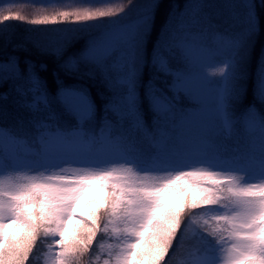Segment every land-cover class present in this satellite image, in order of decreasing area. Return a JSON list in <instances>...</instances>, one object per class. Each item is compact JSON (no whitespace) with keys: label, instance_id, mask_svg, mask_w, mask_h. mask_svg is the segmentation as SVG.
Listing matches in <instances>:
<instances>
[{"label":"snow or ice","instance_id":"1","mask_svg":"<svg viewBox=\"0 0 264 264\" xmlns=\"http://www.w3.org/2000/svg\"><path fill=\"white\" fill-rule=\"evenodd\" d=\"M32 3L31 17L0 5V29L63 25L42 48L60 61L57 91L47 64L0 61V99L24 113L7 125L0 105V264H30L38 242L37 264H264V57L236 109L254 0L173 4L150 68L160 0Z\"/></svg>","mask_w":264,"mask_h":264},{"label":"trees","instance_id":"2","mask_svg":"<svg viewBox=\"0 0 264 264\" xmlns=\"http://www.w3.org/2000/svg\"><path fill=\"white\" fill-rule=\"evenodd\" d=\"M162 7L160 8L155 23V31L151 34V37L146 45L147 56L149 60V68H150V60H151V51L152 46L156 42L157 35L159 30L164 23L167 13L170 10L173 4H178L181 6L186 3V0H160ZM257 5L256 11L261 21V28L253 38L251 46L247 53V58L244 64V67L247 71V76L245 79L240 80L238 83L246 89V91L242 94L240 100L236 104L237 114L243 112L247 109V107L253 103V84L255 79V72L258 65V62L264 57V7L261 6V0H254ZM9 4V3H7ZM2 4V5H7ZM14 7L13 10H20L22 14L31 17L38 10V5L33 4L29 0H16L12 3ZM52 9L49 8V11ZM219 21H215L218 23ZM227 26V24L223 25ZM63 25H29L26 22L22 21H8L5 22L2 29H0V61L6 60L10 56H17L20 58L21 64L28 60L39 65L40 63H45L49 67V71L47 73H42V75L49 82V91L54 95L57 91V83L55 77L52 75L53 70L57 69L58 61L55 54L49 51H43V47H48L49 49L54 48L58 43L59 37L61 33L54 31V29L61 28ZM234 31H240V25H233ZM40 45V47L37 46ZM17 45H23L24 47H16ZM148 69H146V72ZM60 79L64 82L65 86L73 85L81 83V81L76 80L74 77L65 76L63 72H60ZM87 84L92 83L90 81L84 82ZM99 87V85H97ZM9 89V84H5L0 87V93L5 92ZM97 88H91V92L93 94V98L95 99V93ZM101 90H103L101 88ZM15 94L12 93L9 95L7 100L0 99V105L7 106V125H11L15 122V117L17 115H23L24 113L17 112L14 104ZM257 108L260 109L261 105L259 103L256 104ZM5 117L0 115V126H5ZM102 238V234L98 236V240ZM43 239V238H42ZM50 240L44 241V243H50ZM195 241L188 239L185 241V246H190L194 244ZM95 244L93 245V253L95 251ZM44 251L43 244L38 242L36 248L34 249L33 254L30 256V264H37L35 257L41 254ZM85 255L81 264H89L90 256Z\"/></svg>","mask_w":264,"mask_h":264},{"label":"rangeland","instance_id":"3","mask_svg":"<svg viewBox=\"0 0 264 264\" xmlns=\"http://www.w3.org/2000/svg\"><path fill=\"white\" fill-rule=\"evenodd\" d=\"M14 1H16V0H0V5L7 4V3H12ZM29 1L32 2V0H29ZM214 2H220V0H214ZM214 23H215V21H214ZM218 23H220V22H218ZM233 25H235V23L230 21L229 24H227V26H224L223 28H228L230 26L232 27ZM236 25H238V23H236ZM223 28H221V31L223 30ZM231 30H233V28H231Z\"/></svg>","mask_w":264,"mask_h":264}]
</instances>
